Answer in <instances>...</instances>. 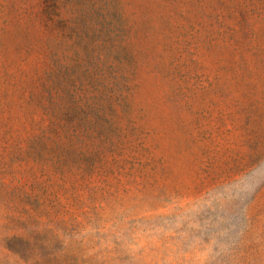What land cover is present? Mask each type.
Listing matches in <instances>:
<instances>
[{"label":"rangeland","instance_id":"1","mask_svg":"<svg viewBox=\"0 0 264 264\" xmlns=\"http://www.w3.org/2000/svg\"><path fill=\"white\" fill-rule=\"evenodd\" d=\"M0 264H264V0H0Z\"/></svg>","mask_w":264,"mask_h":264}]
</instances>
